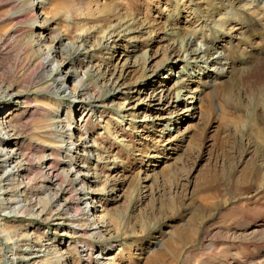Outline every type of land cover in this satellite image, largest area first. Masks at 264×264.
I'll list each match as a JSON object with an SVG mask.
<instances>
[{"label":"rangeland","instance_id":"1","mask_svg":"<svg viewBox=\"0 0 264 264\" xmlns=\"http://www.w3.org/2000/svg\"><path fill=\"white\" fill-rule=\"evenodd\" d=\"M0 124V264H264V0H0Z\"/></svg>","mask_w":264,"mask_h":264},{"label":"bare ground","instance_id":"2","mask_svg":"<svg viewBox=\"0 0 264 264\" xmlns=\"http://www.w3.org/2000/svg\"><path fill=\"white\" fill-rule=\"evenodd\" d=\"M240 1V0H239ZM218 11V10H217ZM217 14H220V12H217ZM127 22V21H126ZM256 24V23H255ZM251 27V26H250ZM251 30V29H250ZM249 31V30H248ZM171 34H173V35H175V37H174V39H176L175 41H176V46H178L179 47V56L181 57V60L182 61H188V59H187V57L185 56H183V52H187L188 54H196L194 51H191L190 49H191V39L189 40V41H186V43H184V42H182V41H180V37L178 36V34H176V33H170V35ZM62 40V38H60V41ZM62 43V42H61ZM70 43V42H69ZM68 43V47H72V44L73 43H70L69 44ZM253 47V46H252ZM212 49H214V45H212L211 47H207L206 48V53H209V52H211L212 51ZM262 52H263V50H261ZM182 52V53H181ZM45 54V53H44ZM235 54H237L236 52H235ZM233 55V54H232ZM188 56V55H187ZM204 56V55H203ZM230 56H231V54H230ZM197 57H199V55L197 56ZM49 58H50V54H48V55H46V57H45V59H46V62L48 63L50 60H49ZM249 58H250V60H251V56H248L247 57V59L246 58H241L240 60H239V62L240 63H243V64H247V63H249L250 61H249ZM171 59V58H170ZM225 60H227V62H225L226 64L228 63V61L230 62V57L229 56H219V57H217V58H215V59H213V60H211L212 62H213V64H218V63H224V61ZM245 60V61H244ZM253 60V59H252ZM249 65H250V63H249ZM249 65H247L248 67H249ZM233 66V65H232ZM220 69H221V67H220ZM220 69H216V71H215V73L214 74H216V77H218L219 79H221L220 77H222V79H223V76L225 77V76H228L231 72H232V74H233V69L230 67L229 69H227L226 71H224V69H221L222 71H220ZM244 69V68H243ZM54 70V69H53ZM217 78V79H218ZM235 79V78H234ZM229 81H231V82H229ZM227 83H225V85L223 84V82H218L219 83V85H221L223 88V90H225L226 91V89L227 88H225L226 86H230L232 83H233V78H232V75L230 76V80H229ZM55 83H56V85H55ZM178 83V82H177ZM64 84H65V82L63 81V78H56L52 83H49V84H47V86H45L46 88L44 89H42V88H40V90L43 92V94L44 93H47V91H54V92H60V91H63V87H64ZM81 84V83H80ZM177 86H178V84H176ZM33 86V85H32ZM42 87H44V86H42ZM176 88V87H175ZM88 87L86 86V85H82L81 86V88H80V93H82V95H87V98H86V100H85V102H87V104L88 105H91V106H93L94 105V100H93V95H91V94H89L88 93ZM41 92V93H42ZM35 93H37L36 91H26L24 94H26V95H31V94H35ZM178 93H179V91L177 92V95H178ZM177 97V96H176ZM2 98H3V96H2ZM28 102V101H27ZM55 120V119H54ZM9 124H8V128H10V127H12L13 126V124L11 123V122H8ZM23 123V122H22ZM25 123V122H24ZM66 122H65V120H59V119H57V120H55L54 121V126H52L51 127V129H54V130H56V131H61L62 130V133H67L68 132V134L70 135V139H68L69 141H66L65 140V136H63V134L61 133L59 136H55L56 137V139L59 141V142H62V144H67V152L69 153H71L72 152V149L74 148V143H73V141L71 140V138H72V135L69 133V131H70V126L69 125H67V123L65 124ZM25 126V125H24ZM2 126H1V124H0V144H2V142H4V139H5V134H7V132H3L4 130V128L2 129L1 128ZM56 127V128H55ZM12 128H14V127H12ZM58 128H60V130H57ZM15 129V128H14ZM5 133V134H4ZM39 144V143H38ZM62 146V145H61ZM64 146V145H63ZM18 157V153H9V152H6L5 150H3L2 148H0V168H5V167H7L8 169L4 172V176L3 175H0V186L3 184V186L4 187H2V189H1V193H6V190L8 189V188H5L6 186V184L7 185H9V183H11V181H13L15 178H16V176H17V173L19 172V168H18V166L16 165H13L12 164V160H14L15 158H17ZM47 160V159H46ZM73 162V161H72ZM68 165H69V167H71L70 168V172L73 170V166H71V164H69V161H68ZM213 170V169H212ZM70 172H68V173H66V172H63V175L64 176H67ZM248 172H251V171H248ZM214 173H216V172H214ZM246 173H247V171H246ZM257 173V172H256ZM209 175H210V173H209ZM3 176V177H2ZM213 176V175H212ZM215 176V175H214ZM62 177V176H61ZM59 175H56V179L58 180V179H60L61 178ZM240 179V178H239ZM56 181V180H55ZM4 189V190H3ZM85 191V190H84ZM9 193V192H8ZM9 198H10V196H8ZM84 197V196H83ZM21 201H23V200H20L19 198H18V200L16 199V198H13V197H11L10 199H7V198H4V200L3 199H1V207H3V209H10V207H11V211H14V212H16V214L18 213L17 212V206H20L19 204H21ZM35 201V200H34ZM36 202V201H35ZM40 201H38V203H39ZM30 203V202H29ZM38 205V204H37ZM23 206V205H22ZM43 213V212H42ZM94 230L96 229V227H94L93 228ZM106 231H109L110 232V229H107ZM51 254V253H50ZM54 256V255H53ZM112 258H113V256H112ZM158 258V256H155L154 257V261L156 260Z\"/></svg>","mask_w":264,"mask_h":264}]
</instances>
